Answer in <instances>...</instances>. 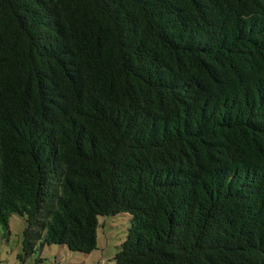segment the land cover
Masks as SVG:
<instances>
[{
  "label": "trees",
  "instance_id": "1",
  "mask_svg": "<svg viewBox=\"0 0 264 264\" xmlns=\"http://www.w3.org/2000/svg\"><path fill=\"white\" fill-rule=\"evenodd\" d=\"M122 212L116 264H264V0H0V225Z\"/></svg>",
  "mask_w": 264,
  "mask_h": 264
},
{
  "label": "rangeland",
  "instance_id": "2",
  "mask_svg": "<svg viewBox=\"0 0 264 264\" xmlns=\"http://www.w3.org/2000/svg\"><path fill=\"white\" fill-rule=\"evenodd\" d=\"M131 214L98 216L97 246L91 252L71 251L65 244H26L24 217L12 215L0 225V264H116L114 257L126 239ZM39 241V240H37Z\"/></svg>",
  "mask_w": 264,
  "mask_h": 264
}]
</instances>
